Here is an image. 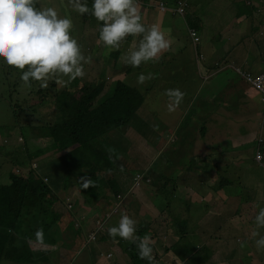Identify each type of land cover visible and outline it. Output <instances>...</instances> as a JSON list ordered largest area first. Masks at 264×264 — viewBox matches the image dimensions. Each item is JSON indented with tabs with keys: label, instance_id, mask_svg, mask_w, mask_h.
<instances>
[{
	"label": "rangeland",
	"instance_id": "1",
	"mask_svg": "<svg viewBox=\"0 0 264 264\" xmlns=\"http://www.w3.org/2000/svg\"><path fill=\"white\" fill-rule=\"evenodd\" d=\"M162 1L165 2L167 7L165 12L161 9ZM187 1L190 7L188 8L187 15L184 17L181 14L173 12V9L176 7V0H138L141 14H143L142 23L145 26H150L151 23L157 24L156 19L161 18L162 13L164 14L163 20H165L166 24L168 23V26L161 27V30L164 31L170 40L176 38L169 51L172 57L180 49L184 48L185 51H188L189 47H192L189 31H195L200 39L198 44V50L202 53L200 60L209 68L212 67L211 75H200L197 82L187 81L180 86L177 84L178 81H181L180 78H175L177 82H168L160 79L162 72H159L158 75L153 76L150 81L143 85L136 84L145 95L142 110L148 117L142 121L140 117L134 116L130 121H133L136 127L145 131L148 138L146 143L148 145L130 139L124 149H119V152H121L120 160L123 164L132 167L137 166L135 176L130 175L128 178V180L130 179L129 182H125L121 188L116 186H114L115 188H111V184L102 181L101 183H96V186H92V188L90 186L87 189H83L82 186L80 187V182V185L75 182L77 180L75 172H79L80 170L74 165L72 152L69 150V148H73L75 145L69 148L63 146L53 149L51 147L53 139L47 133L49 127L45 128L43 125L47 122L51 125L55 117V114H53V90L54 92H60L66 86L61 87L56 85L54 87V82H50L44 94H38L37 91L32 94L28 93L26 105H23V108L26 110L23 113L24 118L22 117L24 119V127L22 128L21 124L16 122L12 104H18V100L22 98L20 94L29 92V88L20 79L22 75L21 71L7 65L4 59L0 57V126H9L4 130L0 129V178L4 180L11 170L16 174L22 171L23 166L19 163L15 164L14 160L16 158L24 161L25 165L27 164L30 169L37 168V165L39 166L40 164L39 171L44 175V180L46 182L53 181L52 193H49V197L53 198L55 204H50V206L56 209L59 215L56 222L51 221L43 224V226L41 225L44 229V237H54L51 245L55 244L56 246H51V249L46 252L33 251L31 254L27 252L29 257L38 259L53 255L52 257L56 264H133L130 256L125 251V246H122V243L128 241L118 236L115 239L104 238V236L110 237L108 229L118 226L122 215L127 214L131 217L132 209L127 207L129 199L127 202L125 198V195H129V198L132 197L140 201L141 214H150L155 221L161 220L159 221L160 224L158 225L160 226L158 228L155 225L157 223L153 224L157 233L151 238L155 247L161 253H163L166 247L169 248V252L157 264H179L175 260L178 259L180 261L183 252L172 247L175 241L173 228L168 227L166 222L161 219V214H164L166 211L161 210L159 205L156 206L145 196L146 191H151L150 193L153 194L155 189L148 186L150 182L143 177L144 173L152 176L153 182H170L172 184L171 187L175 191V197L184 194L185 200L182 201L184 205H187L185 203L187 200L193 207L197 206L198 208L201 205L202 207L199 210H193V207H191L192 209L189 212L193 220L200 226L210 221L214 214H220L221 211L231 209V213L228 215L231 219L229 224L232 223L229 226V229H231L230 234L235 235V227L242 231L245 236H250L247 228L252 227L250 223L252 214L255 213L257 215L259 210L264 208V191L261 190L258 184H255L254 186L259 190L252 192L250 196L244 195V199H250L249 201L242 202L237 200L236 197L231 198L228 193H231L230 190L238 192V189L247 180L251 179V174L262 177L264 169L259 167L257 163L259 161L258 158V160H254L257 155L256 145L250 142L247 147L238 148L239 145L237 148H232L230 152H234L237 149L241 153V156L238 159L230 154L228 161L226 158H217L216 147L213 146V143L205 145L202 148L196 145L201 138V129L198 126L205 124V122L207 125L208 123L210 124V120L207 118L212 113L210 112V108L212 107L214 98L217 99L216 103L220 105L219 100L225 99L224 96L229 91V93H236L232 98L231 104L237 108L246 99L247 101L251 100L255 102L257 106L259 104L258 99L254 98V96H245L248 93V86L249 89L252 87L250 84H245L244 88H241L244 79L237 72V67L242 71H251L252 74L260 73L264 70V0ZM93 3L94 0H87L89 8H91ZM36 7L38 9L41 7H54L62 18H70L73 21V37L75 38L78 32H82L80 37L77 36L86 40L83 50L92 45L93 38L95 37L98 39L97 43L89 52L96 53L100 50L101 46H104V44L102 45L99 42V32L103 22H98L90 13L80 15L73 10L69 0H41ZM171 29L175 30L179 36L176 33L172 34ZM227 39L240 42L237 46H233ZM111 50L109 48L108 51ZM84 55L86 57L89 56L87 54ZM123 55L119 53L117 56L120 57V64L124 62ZM164 58L166 56H163L161 59ZM147 65L152 64L147 63ZM163 65L167 64L164 62L160 66ZM126 66L130 65L123 64V67ZM160 66L154 65L149 68L153 72V70ZM84 68L86 75L83 79L79 78V84L86 81L87 76L92 73V71H87L85 65ZM136 69L139 71L140 67L133 68V74L136 73L134 71ZM201 70L204 71V68H201ZM96 71H93V75ZM143 71L147 72L145 66ZM64 79L67 78L65 77ZM230 82H233L238 90H235ZM31 83L32 86L36 85L40 87L37 81H32ZM135 83H137V78L133 84ZM194 83H196L197 87H194ZM199 87H201L200 94L197 93ZM66 88L68 91L75 92L76 85ZM169 88H179L180 90L187 91L188 100L182 102L180 108L187 111L186 119L180 117L179 109L174 112L168 111V97L164 93ZM222 94L224 96H221ZM205 100L210 105L204 102ZM30 103L41 106L33 116L29 115L32 112V108L28 107ZM260 111L261 108L259 109V113ZM231 113V116L226 117L225 120H234L233 111ZM259 113L258 117L254 114L248 122L251 128L249 132L242 133L241 136L260 131L261 118ZM27 119H32L37 125L26 124ZM169 125H173L171 133H174L176 138L174 136L170 137L168 132L170 130ZM125 128V124H122L118 127V130H124ZM158 128L162 130L164 135L162 138L159 137V140H157L158 135L156 132ZM9 133L12 134L13 139L6 137ZM18 136H21L19 141ZM231 137L229 136L226 140L231 141ZM24 138L25 140H23ZM152 139L157 141L152 143ZM249 139H253V137L250 135ZM127 148H129L128 151H126ZM153 148L156 151L159 148L161 151L157 159L154 152L150 153ZM61 160H64L63 169L58 166ZM219 161H224V164H221ZM143 162L145 163L143 164ZM67 164H70V169L64 170ZM189 166L192 168H189ZM83 170L85 169L83 168ZM95 176L111 180V175L103 168L94 170L91 180ZM224 180H229L231 184L230 187L226 186L228 193L222 187H218L217 189L214 187ZM55 181L58 183V186ZM153 185L155 188L158 186L157 183H153ZM85 190H94V196H96L89 199L85 196ZM142 190L145 192L143 193ZM105 196H107L109 201H106V207L100 211L97 209L98 203ZM164 206L161 205V207ZM142 221V218H140L137 223L139 224ZM214 235L216 236L212 238H209L207 234L201 235L196 226L193 227V230L189 231V238H185L183 242L186 244L189 241L191 252L206 243L219 247L221 250L217 249L211 255V260L215 264H264V257L260 256L264 252L259 251V255L256 249H246V245L242 241H239V239L235 253L236 257L239 258L235 262L233 259L234 250L229 247H227V251L224 250V246L228 242L225 241L226 237H219V233L217 232ZM3 237L4 235L1 237L0 242L5 243L6 238L2 239ZM250 238H247V240ZM22 241L23 239L19 238L17 242ZM79 243L80 245L77 246ZM251 244L249 243L250 246ZM29 246L32 249L40 248V244L32 239L29 240ZM23 250H27L26 247L18 249L16 252L21 253ZM36 252L38 255H36ZM200 257L202 258L203 254ZM27 263L33 264L32 260L30 263L29 261ZM187 264H193V262L188 261Z\"/></svg>",
	"mask_w": 264,
	"mask_h": 264
},
{
	"label": "trees",
	"instance_id": "2",
	"mask_svg": "<svg viewBox=\"0 0 264 264\" xmlns=\"http://www.w3.org/2000/svg\"><path fill=\"white\" fill-rule=\"evenodd\" d=\"M77 35L80 37L82 32H78ZM77 35L75 38L81 45L83 54H87L89 55L88 57H91V63L85 64V67L87 71H92V73L87 76L88 78H86V81L79 84L78 77L70 84V86H66L72 87V85H76L75 92L68 91L66 87L60 92H54L53 90V114H55V117L51 125L47 122L43 126H45V128L49 127L47 133L53 139L51 144L53 149L63 146L69 148L75 145V147L69 148V150L72 152V161L74 162V165L80 170V176L91 179L94 170L103 168L111 175L112 182L107 179L108 182L116 186L119 184V187L121 188L125 182H129L130 179L128 180V178L130 175L135 176L137 166L129 167L128 165L123 164L120 158L116 159L115 155L118 154L119 157H121L119 149H124L130 139L135 142L143 141L140 140V137L137 134H130V132L138 130V132H141L143 138H148L146 137L145 131L136 127V125L128 124L130 123L137 106L139 107L143 104L145 95L138 89L135 90L128 85V83L125 82V79H117L120 70L123 69L124 71H128L131 68L129 66L123 67V64H126L125 61L120 64V57L117 56L119 53H121V55L124 54L123 56H125L130 50L137 48L142 36H128L126 40L122 42L121 47L118 50L112 49L111 51H108L109 48H106L104 45L101 46L99 51L97 50L98 52L94 53L89 51L93 49V46L96 45L98 39L96 37L93 38L92 45L87 47L89 49L86 48L83 50V46L86 45V40L85 38H79ZM100 43L103 45L102 42ZM164 62V59H160L159 62L156 63L149 61L147 63H151L152 65H147V63H145V69L151 72L152 70L149 67H153L154 65L160 66ZM94 70H97L94 74L96 75L95 77L93 75ZM107 73H109V75ZM53 85L54 87L56 86L55 83H53ZM47 89L40 88L36 85L32 86L29 88V92L20 94L22 98L18 100V104H12L15 120L18 124H21L22 128L24 127V119H22V117L23 113L26 111L23 108V105H26L25 103L28 93L32 94L37 91L38 94H44V91ZM28 107L32 108V112L29 115L33 116L41 106L35 103H30L28 104ZM26 124L37 125L32 119H27ZM122 124H125L126 128L124 130H118V127ZM8 127V125H2L0 126V129L4 130ZM130 127H134L137 130L129 129ZM6 137L9 139L14 138L11 133L7 134ZM23 140H25V138ZM157 140H159V137ZM157 140L152 139V143H155ZM108 149L115 150L112 160L109 159L110 153ZM128 149L129 148H127L126 151H128ZM14 161L15 164L19 163L23 166L22 171L16 174L11 170L4 180L0 178V239L3 235L4 237L2 239L6 238L5 243L0 242V264H24L30 261V259H34L29 257L27 252L30 254L33 251L44 252L43 250L32 249L29 246V240L52 238L48 239L49 241H52L54 237H44V229L41 225L43 226V224H47L51 221L56 222L59 217L56 209L51 208L50 206V204H55L53 198L49 197V193H52L53 181L46 182L43 180L44 175L39 171L40 164L37 168L30 169L27 164L25 165V162L19 160V158H16ZM63 164L64 160H61L58 166L62 168ZM121 166H123V171H121ZM83 168L85 170H83ZM189 168L192 167L189 166ZM68 169H70V164H67L64 170ZM105 179L100 176H95L92 181L96 184L106 181ZM117 179L119 182L116 181ZM79 181L82 184L81 180ZM153 181L154 179L152 177L148 186L154 188L155 192L151 194V191H146L145 196L156 206L159 205L161 210L166 211L164 214H161V219L166 222L168 227L173 228V237L175 241L172 244V247L183 252L180 257L181 260H175L177 263L187 264L188 261H191L193 264H215V262L211 260V255L217 249L221 250L219 247L206 243L198 247L197 250L191 252L189 241L186 244L183 242L185 238H189V231L193 230V227L196 226L201 235L207 234L209 238L216 236L214 235L216 232L219 233V237H226L225 241H228L227 243L234 247L235 252L233 258L235 262L239 258L235 255L238 247V239L246 245V249H256V252L258 254L260 253L255 244V240L259 237L254 239L251 236V233L256 230V224L254 223L256 217L255 213L252 214L250 219L252 227L247 228L250 232V236H245L242 231L235 227V235L228 233L231 231L229 226L232 225V223L229 224L231 219L228 216L231 213V209L221 211L220 214H214L210 221L203 226H200L195 220H193V217L190 216L191 214H189L193 205H191L188 200L185 202L187 205L183 204L182 201L185 200L184 194L180 195V198L175 197L170 182ZM55 183L58 186L56 181ZM153 183H157L158 186L155 188ZM230 185L229 180H224L221 183L219 182L218 186L214 187L216 189L222 187L225 189V192L228 193L226 186L230 187ZM261 186H264V183ZM257 190L259 189L246 181L245 184L238 189V192L230 190L231 193L228 194L231 198L236 197L237 200L242 202L249 201L250 199H244V195L250 196L252 195V192ZM142 192L144 193L145 191L142 190ZM85 196L92 199L96 195L94 196V190H85ZM128 196L126 195L125 198L127 202L129 199L127 207L132 209L131 218L136 221L140 218L143 220L139 224L137 223L139 231L137 236L143 237L147 234L150 237H153L155 233H157L154 226L157 225L158 228L160 226L158 225L160 224L159 221L161 220L155 221L150 214H141L142 209H140V201L132 197L129 198ZM161 205L165 206L161 207ZM201 207V205H199L198 208L195 206L193 207V210H199ZM154 223L157 224L153 225ZM190 225L192 226L190 227ZM37 230H42V237H37ZM259 231L261 235H264V228L259 229ZM228 236H231V238H228ZM250 237L253 239V242ZM19 238H22L23 241L18 243L17 241ZM104 238L110 239L112 237L104 236ZM247 238L250 239L247 240ZM157 241H159V239H157ZM126 243H122V246H125V251L130 256L133 264H149L147 260L139 258L138 249L135 244H129V242ZM249 243H252L251 246ZM152 246L153 255L158 263L159 261H162L161 258L169 252V248L166 247L163 253H161L155 247L154 243ZM23 247H26L27 250H23L21 253L16 252V250L22 249ZM224 250H228L227 246H224ZM224 250L222 251L226 253ZM202 254L203 257L201 258L200 255ZM36 255H38L37 252ZM52 256L53 255H51V257L45 256L38 258L35 259L34 262L37 264H56ZM260 256L264 257V254ZM197 261H199V263H197Z\"/></svg>",
	"mask_w": 264,
	"mask_h": 264
},
{
	"label": "clouds",
	"instance_id": "3",
	"mask_svg": "<svg viewBox=\"0 0 264 264\" xmlns=\"http://www.w3.org/2000/svg\"><path fill=\"white\" fill-rule=\"evenodd\" d=\"M40 2L41 0H0V57L4 59L7 65L21 71L22 75L20 79L28 88L32 87V81L39 82L40 88L43 89H47L50 82H54L61 87L69 86L78 77L81 79L85 77L84 65L91 63V57H86L83 54L81 45L73 37V21L68 17L62 18L54 7H41L38 9L36 6ZM69 3L73 10L80 15L90 13L98 22H103L99 32V42H102L111 49L118 50L128 36H142L138 47L130 50L124 56V61L127 65H130L129 67L131 68L128 72L133 75L128 78L129 80L127 79L129 83L126 80L125 82L135 90L138 89L143 92L136 84L143 85L150 81L153 76L158 75L157 68L153 72L143 71L145 66L143 63L149 61L156 63L163 56L167 57L170 55L169 51L176 38L170 40L164 31L161 30L159 24L153 23L150 26H145L142 23L141 15L143 14H141L138 0H94L91 9L87 4V0H69ZM189 7L190 5L187 0H176V7L173 9V12L185 17ZM161 9L163 12L167 10L166 4L163 1L161 2ZM190 33L197 58L200 60V55L202 54L198 50L200 39L195 31L191 30ZM180 50L185 51L184 48ZM132 67H140V70H134L136 73L133 74ZM237 72L259 94L262 103L260 111L261 129L256 135L257 155L254 160L259 159L257 163L259 167L264 169V101L257 88L245 78L246 73L252 72L242 71L239 67H237ZM260 73L253 75H259ZM65 77L67 79H64ZM136 78L137 83L133 84ZM175 78L166 71L160 76V79L168 82H174ZM164 95L168 97L167 109L169 112L176 111L182 102L188 100V94H185L179 88H169L165 90ZM141 106H137L135 112ZM260 135L263 137L262 142L258 140ZM108 151L110 153L109 159L112 160L115 150L108 149ZM258 152L262 154L261 157L258 156ZM115 158L119 159L120 157L116 154ZM121 171H123V166H121ZM262 174L264 175V172ZM149 176L144 173L143 177L150 182L152 178ZM80 180L83 189L96 186L95 182L90 178L81 177ZM255 224L256 230L251 233V236L253 238L259 237L255 240L256 248L258 251H264V235H261L259 231V229L264 228V208H261L256 215ZM137 231V221L124 214L121 216L118 226L108 229V235L113 239L118 236L128 241L129 244H135L140 259L147 260L149 264H157L156 258L153 255L152 238L147 234L139 237L137 236ZM228 233L231 232L229 231ZM36 235L38 238L42 237V230H37ZM228 238H231V236H228ZM48 239L52 238L32 240L40 244V248H37L38 250L46 252L51 249V246H56L55 244L51 245L52 241ZM229 248L234 250V247L231 245ZM31 260L35 264V259Z\"/></svg>",
	"mask_w": 264,
	"mask_h": 264
},
{
	"label": "crops",
	"instance_id": "4",
	"mask_svg": "<svg viewBox=\"0 0 264 264\" xmlns=\"http://www.w3.org/2000/svg\"><path fill=\"white\" fill-rule=\"evenodd\" d=\"M141 16H143V15H141ZM163 16H164V14L162 13V17L156 19V22H157V24L159 23L160 28L163 26H168V23L166 24L165 20H163ZM173 29H176V28H173ZM173 29L170 30L171 33L172 34L176 33L177 36H179V34ZM189 35L191 36L190 31H189ZM191 39H192V36H191ZM227 41L233 46H237L240 42V41L231 40V39H227ZM165 63L167 65H163V66H160L157 68V73H159V72L164 73L166 71V72L170 73L173 77L180 78L181 81H178V82L174 79V82L180 83L179 84L180 86H182L183 83H185L187 81L197 82L199 80L198 77H200V75H202V76L203 75H205V76L211 75L212 67L209 68L201 60H198L193 39H192V47H189L188 51L179 50L176 52V55L174 57H172V55H168L165 58ZM201 68H204V71L201 70ZM107 74L109 75V73H107ZM131 76H133V75L130 72L124 71L122 69L119 71V73L117 75V77H118L117 79H121V80L125 79L127 81V79ZM244 81H242V85H241L242 89L244 88L245 84L248 85V83L246 81L244 83ZM230 83L235 90H238L233 82H230ZM194 87H197L196 83H194ZM192 90H194V89H192ZM181 91H183L185 94H188L186 90H181ZM200 91H201V87L198 88L197 93L200 94ZM251 93H254V94H251ZM235 95H236L235 92L229 93V91L226 92L225 96H224V94H222L221 96H224L225 99L219 100V103L221 106L216 103L217 99L214 98L212 107L210 108V110H211L210 112H212V113H210V115L207 118L208 120H210V124L208 123V125H207L205 122V124L198 126V128L201 129L200 130L201 138L199 139L196 146L202 148L205 145L213 143V146L216 147L217 158L218 157L226 158L227 161H228V157L230 156V154L232 156H235L238 159L241 156V153L237 149L234 152H230V150L232 148H237L239 145L240 146L238 148H244V147L249 146L250 142H252V143H254V145H256V135H257L256 132H252L251 134L246 135V136H241V134L249 132V130L251 128L249 127L250 124L248 122L254 116V114L256 117H258L259 109L262 108V103L260 101L259 94L257 95V93L252 88L249 89V86H248V93H246L245 96H247V97L254 96V98H257L259 101L258 106L255 104V102H253L251 100L247 101V99H246L237 108L236 106L231 104L232 98ZM204 102H206L208 104L207 100H205ZM208 105H210V104H208ZM143 107H144V103L135 112V115H134V116L140 117V119L142 121L144 120V118L147 119V117H148L143 113V110H142ZM180 108H181V106H179V108H178L180 111V117H182L183 119H186L187 111L185 109H180ZM231 111H233L234 120H225L226 117L231 116V114H232ZM220 112H221V114H220ZM153 114L155 115V113H153ZM260 118H261V116H260ZM128 124L135 125V123L133 121H130V123H128ZM174 125H176V124H174ZM177 125L181 126L180 124H177ZM169 126H170V130L168 132H169L170 136L172 137L174 134V133H171V129H172L173 125H169ZM129 129L137 130L134 127H130ZM207 129H208V132H207ZM156 132H157L158 137L162 138V136H164L163 132L160 128H158L156 130ZM130 134H137L140 137V140H143L142 143H146L147 139L143 138V136L141 135V132H138V130L135 132L132 131V132H130ZM250 135L253 137V139H249ZM229 136H232L230 139L231 141L226 140ZM153 152L155 153V157L157 159V157L159 156V154L161 152L160 149L158 148L156 151L153 148L150 153L152 154ZM155 157L153 156L154 159H155ZM219 162H221V164H224V161H219ZM144 163L145 162H143V164ZM129 167H132V166H129ZM79 173H80V171L75 172V176L77 178V180L75 182H77V183L80 182L79 180L82 177L79 175ZM250 177H251V179L248 180V182H250L253 185L258 184L260 187L264 183V175L263 174H262V177L255 176L254 174H251ZM105 180L107 181V183H109L108 182L109 179L108 180L105 179ZM109 181L112 182V180H109ZM116 181L119 182V180H116ZM109 184H111V183H109ZM79 185H80V183H79ZM81 186H82V184L80 185V187ZM114 186H116V185L111 184V188H115ZM116 187L120 188L119 184ZM261 190L264 191V186H261ZM105 197H103L101 199V201H99V203H98L99 206L97 209L100 211L106 207V201L107 202L109 201L107 196H105ZM79 245H80V243L77 244V246H79ZM226 246L230 247L229 243H227Z\"/></svg>",
	"mask_w": 264,
	"mask_h": 264
},
{
	"label": "built area",
	"instance_id": "5",
	"mask_svg": "<svg viewBox=\"0 0 264 264\" xmlns=\"http://www.w3.org/2000/svg\"><path fill=\"white\" fill-rule=\"evenodd\" d=\"M162 8H164V7L162 6ZM245 78L255 88H257V90L259 91L260 95L262 96V100L264 101V71L262 73H260L259 75H253L252 73L248 72V73L245 74ZM258 140L260 142H262L263 141V137L260 135L258 137ZM259 147H260V145H259ZM258 156L261 157L262 154L260 152H258ZM46 179L48 180V177H46Z\"/></svg>",
	"mask_w": 264,
	"mask_h": 264
}]
</instances>
